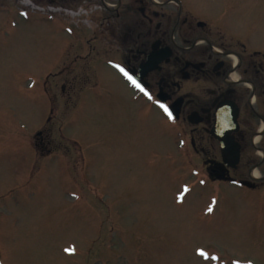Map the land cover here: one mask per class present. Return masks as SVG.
Here are the masks:
<instances>
[{
	"label": "rangeland",
	"instance_id": "rangeland-1",
	"mask_svg": "<svg viewBox=\"0 0 264 264\" xmlns=\"http://www.w3.org/2000/svg\"><path fill=\"white\" fill-rule=\"evenodd\" d=\"M184 1L264 48V0ZM80 5L0 0V264H264V200L196 182L153 93L75 63Z\"/></svg>",
	"mask_w": 264,
	"mask_h": 264
},
{
	"label": "flooded vegetation",
	"instance_id": "flooded-vegetation-1",
	"mask_svg": "<svg viewBox=\"0 0 264 264\" xmlns=\"http://www.w3.org/2000/svg\"><path fill=\"white\" fill-rule=\"evenodd\" d=\"M74 1L101 8L90 15L91 30L77 36L82 71L104 66L115 75L110 60L136 75L152 50L164 55L141 83L154 96L165 95L168 105L178 102L175 121L186 127L190 168L197 158L208 183L229 184L263 201L264 48L252 44L247 31L184 0Z\"/></svg>",
	"mask_w": 264,
	"mask_h": 264
},
{
	"label": "water",
	"instance_id": "water-1",
	"mask_svg": "<svg viewBox=\"0 0 264 264\" xmlns=\"http://www.w3.org/2000/svg\"><path fill=\"white\" fill-rule=\"evenodd\" d=\"M164 55H160L158 53V51L152 50L146 57V60L140 64L139 68H138V72L136 73L137 78L142 79L143 76L149 71L154 69L155 67H157V64L159 62L162 61ZM157 96L162 99L165 100L166 96L163 95L161 92H158ZM171 109L173 110L174 114L177 115L178 113V102L174 101L171 104ZM231 154L234 158H236L238 156V148H233V150L231 151Z\"/></svg>",
	"mask_w": 264,
	"mask_h": 264
},
{
	"label": "snow or ice",
	"instance_id": "snow-or-ice-1",
	"mask_svg": "<svg viewBox=\"0 0 264 264\" xmlns=\"http://www.w3.org/2000/svg\"><path fill=\"white\" fill-rule=\"evenodd\" d=\"M121 71H124L123 69H121ZM124 74L128 77L129 80L132 81V83L138 87L141 88V85L132 77L130 76L127 72H124ZM141 90L143 91L144 89L141 88ZM147 94V93H146ZM161 108H163V110L168 114L169 118H171V113L169 112L168 108L166 105L161 104L160 105ZM209 211H211V209H209ZM67 251H71V250H67ZM200 252L201 255H206L202 250H198Z\"/></svg>",
	"mask_w": 264,
	"mask_h": 264
}]
</instances>
